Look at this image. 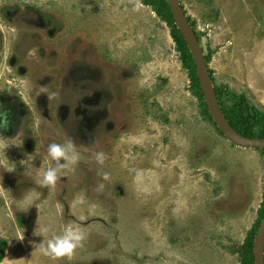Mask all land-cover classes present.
<instances>
[{
    "label": "rangeland",
    "instance_id": "obj_1",
    "mask_svg": "<svg viewBox=\"0 0 264 264\" xmlns=\"http://www.w3.org/2000/svg\"><path fill=\"white\" fill-rule=\"evenodd\" d=\"M1 2L18 10L3 51L34 59L0 79L28 113L15 135L0 133V264H241L264 200V151L219 131L168 23L142 0ZM181 2L227 105L264 111V0ZM53 143L67 158L49 156ZM66 229L84 233L81 246L43 255Z\"/></svg>",
    "mask_w": 264,
    "mask_h": 264
},
{
    "label": "trees",
    "instance_id": "obj_2",
    "mask_svg": "<svg viewBox=\"0 0 264 264\" xmlns=\"http://www.w3.org/2000/svg\"><path fill=\"white\" fill-rule=\"evenodd\" d=\"M142 1L146 5L152 6L153 10L157 12V14L162 19H164L168 23V25L171 27V35L177 44L178 50L181 53L182 63L189 72V75L192 81V88L194 92L198 95V97L201 99L206 113L209 115L212 121L215 122V120L213 119V117L211 116L209 112L207 103L205 101V97H204L202 86L199 80L194 57L191 53V50L183 34L181 33L180 29L177 27L175 23V19H174V16H173V13H172V10H171V7L168 1L167 0H142ZM188 18L192 26L195 29V25L193 21L191 20L189 16ZM210 58H211V53H209L208 55L206 54V59L208 62H210ZM210 72L212 75V70H210ZM215 88H216V92H217L220 104L222 105V108L228 120L230 121V123L241 134L245 136L264 137V111L260 110L256 106H251L250 104L244 106V101L242 99L240 100V102H237V104L235 105H227L224 99L222 90L218 89L217 87ZM263 198H264V190H263ZM263 218H264V200H263L262 207L260 209V218H259L257 225L250 232L244 245L241 248H239V254L241 256V264H255L254 242H255V237L257 235V231L260 227V224ZM7 247H8V241L6 239L0 240V259L1 260H3L5 257Z\"/></svg>",
    "mask_w": 264,
    "mask_h": 264
},
{
    "label": "water",
    "instance_id": "obj_3",
    "mask_svg": "<svg viewBox=\"0 0 264 264\" xmlns=\"http://www.w3.org/2000/svg\"><path fill=\"white\" fill-rule=\"evenodd\" d=\"M177 27L183 34L194 57L199 80L209 112L216 122L218 129L235 146L241 148H258L264 150V137H248L241 134L228 120L220 104L209 63L202 43L192 26L186 9L181 0H167ZM255 264H264V218L261 221L254 242Z\"/></svg>",
    "mask_w": 264,
    "mask_h": 264
},
{
    "label": "flooded vegetation",
    "instance_id": "obj_4",
    "mask_svg": "<svg viewBox=\"0 0 264 264\" xmlns=\"http://www.w3.org/2000/svg\"><path fill=\"white\" fill-rule=\"evenodd\" d=\"M17 11L18 10H15L13 6H10V5L2 6V2L0 0V79L1 80L5 79L6 82L10 81L8 80L9 78H12V80H17L16 77H13L14 74H12L15 71L17 72L16 75L18 76L27 74V72L30 71V68L28 67L27 69L23 67L24 66L23 63L25 64L30 61L31 63H33L32 61L34 59L32 52H25L23 53V56L22 55L17 56V55H12V53L10 52L5 53L3 51V49H5L6 41L9 40L11 42V39L6 36V32H9L7 31V29L12 28L11 25L15 26L16 24L15 21L18 17V15L16 14ZM49 15L50 14L48 11L45 14L42 13V17L40 18L41 21L39 23V26H40L39 28L47 26V23L50 20L49 17H51ZM47 18L49 19L46 20ZM57 32H58L57 28L56 27L54 28L53 26L52 28L48 29L47 34L48 36L55 37ZM32 38H35V37H32ZM32 67H37V66L35 64L31 65V70L33 71ZM10 68L12 69L11 73L10 72L8 73V70H10ZM5 95L6 94H3V92H0V105L3 106V111H5L7 114L8 123H7V126L0 127V133L4 137H11L12 135H15L17 133L15 132V128L17 127V125L21 123L22 120L27 119L28 113L27 111H25V109H22V106H24L22 104L19 106V108L16 105L8 104L9 99ZM27 130L28 131L25 132V134H27L26 136L31 137L30 136L31 129H27ZM26 147H28V144ZM67 209L69 208L67 207ZM1 261L3 260L0 259V263Z\"/></svg>",
    "mask_w": 264,
    "mask_h": 264
},
{
    "label": "clouds",
    "instance_id": "obj_5",
    "mask_svg": "<svg viewBox=\"0 0 264 264\" xmlns=\"http://www.w3.org/2000/svg\"><path fill=\"white\" fill-rule=\"evenodd\" d=\"M140 8L139 4L134 6V11H138ZM7 114L3 111V106L0 105V127L7 126ZM49 156L54 160L60 158H67V153L64 146L59 144H51L48 149ZM57 169L49 168L43 173V183L48 186L55 185L57 181ZM42 234H47V227L41 228ZM85 239L84 233L78 230L66 229L62 235H54L47 239L44 244L39 248L41 253L51 258L71 257L75 249L81 246Z\"/></svg>",
    "mask_w": 264,
    "mask_h": 264
}]
</instances>
